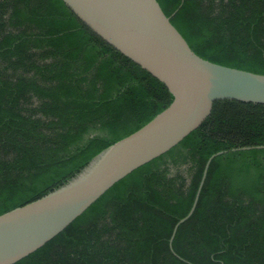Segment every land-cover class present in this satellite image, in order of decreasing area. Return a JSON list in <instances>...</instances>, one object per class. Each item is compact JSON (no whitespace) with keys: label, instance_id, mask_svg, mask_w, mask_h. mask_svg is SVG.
<instances>
[{"label":"trees","instance_id":"1","mask_svg":"<svg viewBox=\"0 0 264 264\" xmlns=\"http://www.w3.org/2000/svg\"><path fill=\"white\" fill-rule=\"evenodd\" d=\"M158 1L198 55L264 74V0ZM173 99L63 0H0V215L72 180ZM253 145L264 104L215 101L178 145L14 264H264V149L231 151Z\"/></svg>","mask_w":264,"mask_h":264},{"label":"water","instance_id":"2","mask_svg":"<svg viewBox=\"0 0 264 264\" xmlns=\"http://www.w3.org/2000/svg\"><path fill=\"white\" fill-rule=\"evenodd\" d=\"M108 44L163 82L174 99L135 132L99 153L63 186L0 215V264H14L61 233L114 184L165 154L198 128L215 101L264 104V74L223 65L198 55L158 0H63ZM264 149V145L231 151ZM208 159L189 213L196 209L213 159Z\"/></svg>","mask_w":264,"mask_h":264}]
</instances>
